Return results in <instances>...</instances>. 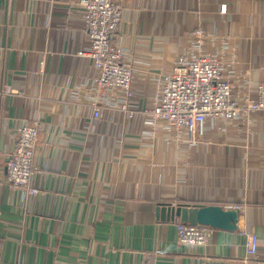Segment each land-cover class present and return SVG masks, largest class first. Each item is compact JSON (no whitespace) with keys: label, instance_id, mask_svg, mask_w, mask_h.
<instances>
[{"label":"crops","instance_id":"1","mask_svg":"<svg viewBox=\"0 0 264 264\" xmlns=\"http://www.w3.org/2000/svg\"><path fill=\"white\" fill-rule=\"evenodd\" d=\"M118 1L114 41L135 68L136 111L105 101L93 117L79 0H0V264H199L205 251L243 264L247 232L264 264V109L207 119L196 142L140 111L158 77L198 50L220 57L233 96L253 94L264 81V0ZM21 122L38 123L39 191L26 197L5 178ZM163 203L236 207L238 228L208 226L206 246L180 244L179 217L162 218Z\"/></svg>","mask_w":264,"mask_h":264},{"label":"built area","instance_id":"2","mask_svg":"<svg viewBox=\"0 0 264 264\" xmlns=\"http://www.w3.org/2000/svg\"><path fill=\"white\" fill-rule=\"evenodd\" d=\"M79 5L88 46L78 53L90 57L96 69L97 95L90 101L92 116L100 114L105 101L132 116L136 109L130 105L129 98L134 93L135 68L125 57L126 48L114 41V33L122 17V3L118 0H79ZM194 36V45L200 47L203 29L197 27ZM158 82L153 104L140 111L150 115L152 120L169 122L189 142L201 139L207 119H230L264 109V81L257 83L253 94L245 92L233 96L231 83L223 75L221 59L216 53L198 50L180 55L172 70L158 77ZM112 93H118L120 97L112 100ZM37 135V122L19 123L15 127L13 147L6 155V181L22 197L39 191L34 181L39 169L33 164ZM176 238L180 244L206 246L208 226L178 219ZM258 244L256 233L245 234L243 264H261ZM199 264H224V261L205 251Z\"/></svg>","mask_w":264,"mask_h":264},{"label":"water","instance_id":"3","mask_svg":"<svg viewBox=\"0 0 264 264\" xmlns=\"http://www.w3.org/2000/svg\"><path fill=\"white\" fill-rule=\"evenodd\" d=\"M162 218L179 217L190 224H202L215 228L235 230L238 228L239 210L236 207H224L218 203H163L159 207Z\"/></svg>","mask_w":264,"mask_h":264}]
</instances>
